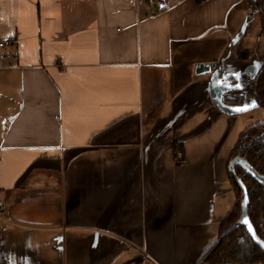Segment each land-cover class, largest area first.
<instances>
[{
	"label": "crops",
	"instance_id": "crops-1",
	"mask_svg": "<svg viewBox=\"0 0 264 264\" xmlns=\"http://www.w3.org/2000/svg\"><path fill=\"white\" fill-rule=\"evenodd\" d=\"M263 24L251 0H0V264H196L262 119L218 108L215 70L259 65Z\"/></svg>",
	"mask_w": 264,
	"mask_h": 264
},
{
	"label": "trees",
	"instance_id": "trees-1",
	"mask_svg": "<svg viewBox=\"0 0 264 264\" xmlns=\"http://www.w3.org/2000/svg\"><path fill=\"white\" fill-rule=\"evenodd\" d=\"M253 5L262 8L264 0H251ZM249 94L264 109V62L251 80ZM235 156L243 157L258 173L264 176V119L261 122L247 126L241 133L230 160ZM235 172L243 182L248 193V219L255 235L264 242V186L259 184L240 166ZM236 193V204L232 212L223 219L217 239L203 252L196 264H264V249L255 242L245 225H240L229 231L213 249L220 236L239 218L241 213L240 190L233 184Z\"/></svg>",
	"mask_w": 264,
	"mask_h": 264
},
{
	"label": "water",
	"instance_id": "water-1",
	"mask_svg": "<svg viewBox=\"0 0 264 264\" xmlns=\"http://www.w3.org/2000/svg\"><path fill=\"white\" fill-rule=\"evenodd\" d=\"M263 10H264V8H263ZM214 66H215L214 63L211 64L210 66L200 65L198 67L197 71H198V73L208 72L211 68H214ZM257 69H258V65H249L245 69V72H249L251 74V76H253L255 74V72L257 71ZM217 90L218 91L213 94L214 101H215L216 105L218 106V108L221 109L222 111H224L225 113H227V114L240 113V112L234 111V109L239 108V107H245V106H236V105L235 106L224 105L222 100H221V95H222V92L227 90V89L225 87H222L221 85H219V88ZM247 109H248V107H247ZM236 166H240L245 172L250 174L259 184L264 186V176L262 174L258 173L243 157L235 156L229 161V164H228L229 178L233 182V184L240 190V193H241V201H240L241 213H240L238 220L233 225H231L226 231H224L222 233V235L220 236L219 240L217 241V243L215 244L213 249H215L220 244V242L223 240L224 236L229 231L233 230L234 228H236L240 225H245L242 223L244 218L248 219V212H247L248 193L246 191V187L244 186L243 182L241 181V179L238 177V175L235 172ZM248 221H249V219H248ZM249 224H250V222H249ZM245 226H246L247 230L250 232V234L252 235L255 242L257 244H259L264 249V242H262L255 235L251 224H250L251 230L249 229V225H245ZM203 261L204 260H202L199 264H202Z\"/></svg>",
	"mask_w": 264,
	"mask_h": 264
},
{
	"label": "rangeland",
	"instance_id": "rangeland-1",
	"mask_svg": "<svg viewBox=\"0 0 264 264\" xmlns=\"http://www.w3.org/2000/svg\"><path fill=\"white\" fill-rule=\"evenodd\" d=\"M261 13H262V16H263V19H264V15H263V12H262V8H261ZM254 17V16H253ZM252 17V15H250L249 16V19H248V23H252V25H254L255 24V22L257 23V21H258V19L256 18L255 20H254V18ZM254 20V21H253ZM253 21V22H252ZM249 25V24H248ZM264 25V24H263ZM257 33V35H259L258 36V38H259V41H258V45L256 44V46H255V48L256 49H258L259 51H260V53H262L263 51H262V49L264 50V26H262V27H260L259 26V30H258V32H256ZM241 44H242V47L240 46V49L242 50V52H243V50H244V48H247L248 46L247 45H245V41L243 40L242 42H241ZM249 49V47L246 49V50H248ZM3 53V50H2V48H0V55ZM247 53V52H246ZM245 53V54H246ZM263 56H264V54H263ZM234 60V59H233ZM236 62V61H235ZM245 67L246 66H243V67H241V68H239L238 70H237V74H226V72H224V70L222 69V71H221V69H216L215 70V76L216 77H222L221 79H224V81L222 82L221 81V86L222 87H225L228 91H230V94L229 95H231V96H237V93H238V95L239 96H242V94H241V89H242V73H243V70L245 69ZM236 84H239V85H241V87H239V88H236L234 85H236ZM236 89H238L237 91H239V92H235V90ZM233 91V92H232ZM231 92L233 93V94H231ZM233 96V97H234ZM245 106H247L246 104H244ZM248 107V106H247ZM252 111H256V109H254V110H252ZM253 113H255V112H253ZM250 115H251V113H250ZM254 116H255V114H253Z\"/></svg>",
	"mask_w": 264,
	"mask_h": 264
},
{
	"label": "flooded vegetation",
	"instance_id": "flooded-vegetation-1",
	"mask_svg": "<svg viewBox=\"0 0 264 264\" xmlns=\"http://www.w3.org/2000/svg\"><path fill=\"white\" fill-rule=\"evenodd\" d=\"M264 5L262 7V12H263V15H264ZM259 10L261 11V8H259ZM263 22H264V19H263ZM264 62V56L261 57V63L258 65V69L257 71L255 72V74L253 76H251V74L249 72H245V69L249 66H246L245 69L243 70V75H242V89H241V94L242 96H239L238 93H237V96H231V95H227V93L225 95H223V101L226 102V103H229V104H239V105H243V104H246L248 107H254V109H258L262 112V119L258 122H261L263 119H264V109L262 106H260L255 98L249 94V91H250V88H251V85H252V82L251 80L254 78V76H256L258 70H259V67L260 65ZM250 65H255V64H250ZM238 89L235 90V92H239L237 91ZM233 92V91H232ZM231 92V94H233ZM239 92V93H240ZM256 122V123H258ZM254 123V124H256ZM253 125V124H251ZM250 126V125H249Z\"/></svg>",
	"mask_w": 264,
	"mask_h": 264
},
{
	"label": "snow or ice",
	"instance_id": "snow-or-ice-1",
	"mask_svg": "<svg viewBox=\"0 0 264 264\" xmlns=\"http://www.w3.org/2000/svg\"><path fill=\"white\" fill-rule=\"evenodd\" d=\"M234 86L236 88L241 87V85H239V84H236ZM246 110H247V107L246 106L245 107H239V108L234 109V111H236V112H241V111H246ZM242 223L245 224V225H249V229L251 230V226H250L249 221H248L247 218H244L243 221H242Z\"/></svg>",
	"mask_w": 264,
	"mask_h": 264
},
{
	"label": "built area",
	"instance_id": "built-area-1",
	"mask_svg": "<svg viewBox=\"0 0 264 264\" xmlns=\"http://www.w3.org/2000/svg\"><path fill=\"white\" fill-rule=\"evenodd\" d=\"M148 2L149 3H153L154 0H148ZM157 4H158V7H159L160 10H162V9H164L166 7V5L163 2H161V1H157ZM0 46L4 47V46H6V43H4L3 41H0Z\"/></svg>",
	"mask_w": 264,
	"mask_h": 264
}]
</instances>
